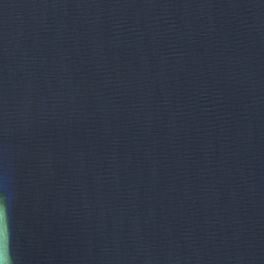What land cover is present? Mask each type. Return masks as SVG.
<instances>
[{
    "label": "water",
    "instance_id": "water-1",
    "mask_svg": "<svg viewBox=\"0 0 264 264\" xmlns=\"http://www.w3.org/2000/svg\"><path fill=\"white\" fill-rule=\"evenodd\" d=\"M0 254L264 264V0H0Z\"/></svg>",
    "mask_w": 264,
    "mask_h": 264
},
{
    "label": "clouds",
    "instance_id": "clouds-1",
    "mask_svg": "<svg viewBox=\"0 0 264 264\" xmlns=\"http://www.w3.org/2000/svg\"><path fill=\"white\" fill-rule=\"evenodd\" d=\"M5 212V203L3 198H0V216H3ZM0 264H13L11 254H0Z\"/></svg>",
    "mask_w": 264,
    "mask_h": 264
}]
</instances>
